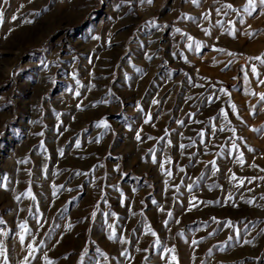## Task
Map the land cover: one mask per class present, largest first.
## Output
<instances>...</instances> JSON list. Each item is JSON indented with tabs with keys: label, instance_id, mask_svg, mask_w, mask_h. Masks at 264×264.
Listing matches in <instances>:
<instances>
[{
	"label": "rangeland",
	"instance_id": "obj_1",
	"mask_svg": "<svg viewBox=\"0 0 264 264\" xmlns=\"http://www.w3.org/2000/svg\"><path fill=\"white\" fill-rule=\"evenodd\" d=\"M247 3L0 0V264H264Z\"/></svg>",
	"mask_w": 264,
	"mask_h": 264
},
{
	"label": "snow or ice",
	"instance_id": "obj_2",
	"mask_svg": "<svg viewBox=\"0 0 264 264\" xmlns=\"http://www.w3.org/2000/svg\"><path fill=\"white\" fill-rule=\"evenodd\" d=\"M147 2H148V3H152L153 0H147ZM192 2H193L194 4H197V3H198V0H192ZM258 6L261 7L262 9H264V0H248L247 6L245 7L244 11L251 13V12L255 11L256 8H257ZM226 7L229 8V9H232L233 11H236V9H234L233 6H232L231 4L226 5ZM218 11H219V10H218ZM0 16H2V13H0ZM205 18H207V16H206ZM13 19H16V17L14 16ZM233 34H234V31H233ZM252 35L254 36V35H256V34L253 33ZM189 39L191 40V39H193V38H192V37H189ZM191 47H192V45H189V48H191ZM221 51H223V50H221ZM229 54L231 55V53H229ZM254 59H258V60L261 61V64H264V57H256V58H254ZM251 71H252V73L256 74L257 77L259 76V72H258L256 66H252V67H251ZM260 83L264 84V80L260 81ZM77 94H78V93H77ZM226 94H227V93H226ZM261 100H264V94L261 95ZM233 107H235V106L233 105ZM226 115H227V113H225V116H226ZM103 126H104V127H108V125H107L106 123H105ZM254 130H255V131H261V130H259V129H254ZM137 139H140L139 135H137ZM232 147L235 148L236 145L233 144ZM233 179H235V176H233ZM18 199H19V198H18ZM33 199H34V197H33ZM229 225H231V222H229ZM21 227L23 228V227H25V225H21ZM152 234H153V235H156L155 232H152ZM23 239H24V238L21 237V242H23ZM196 243H198V241H193V244H196ZM245 243H249V241H245ZM32 251H36V249L33 248ZM167 251H169V252H174V249H168ZM0 255H5V250H4L2 247H0ZM175 259H176V258L173 257V260H175ZM5 264H7L6 257H5ZM48 264H52V261L49 260V261H48Z\"/></svg>",
	"mask_w": 264,
	"mask_h": 264
}]
</instances>
